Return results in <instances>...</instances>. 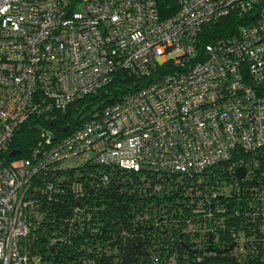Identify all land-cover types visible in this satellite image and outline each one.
Wrapping results in <instances>:
<instances>
[{
    "label": "built area",
    "instance_id": "1",
    "mask_svg": "<svg viewBox=\"0 0 264 264\" xmlns=\"http://www.w3.org/2000/svg\"><path fill=\"white\" fill-rule=\"evenodd\" d=\"M177 3L163 19L155 0H0V264H37L20 242L33 182L50 169L190 175L264 147V0ZM232 14L236 34L203 44ZM121 77L134 89L78 130H44L27 158L1 157L31 117Z\"/></svg>",
    "mask_w": 264,
    "mask_h": 264
},
{
    "label": "trees",
    "instance_id": "2",
    "mask_svg": "<svg viewBox=\"0 0 264 264\" xmlns=\"http://www.w3.org/2000/svg\"><path fill=\"white\" fill-rule=\"evenodd\" d=\"M155 2L163 19L178 10L177 0ZM238 25L232 14L205 28L201 41L230 37ZM132 86L116 78L104 92L31 117L1 157L27 158L42 131L65 137ZM234 161L190 175L91 164L50 169L31 187L21 249L37 264H264V147Z\"/></svg>",
    "mask_w": 264,
    "mask_h": 264
},
{
    "label": "water",
    "instance_id": "3",
    "mask_svg": "<svg viewBox=\"0 0 264 264\" xmlns=\"http://www.w3.org/2000/svg\"><path fill=\"white\" fill-rule=\"evenodd\" d=\"M60 132H65L66 129H60L59 130ZM18 153L17 152H12L11 153V156L14 157L16 156ZM236 176L238 179H243L246 175V171L243 169V168H238L235 172Z\"/></svg>",
    "mask_w": 264,
    "mask_h": 264
}]
</instances>
